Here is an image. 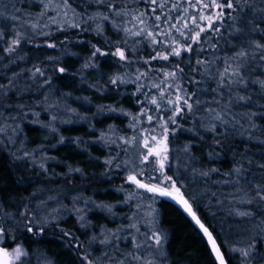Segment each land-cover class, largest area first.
I'll list each match as a JSON object with an SVG mask.
<instances>
[{
	"label": "rangeland",
	"instance_id": "374dc122",
	"mask_svg": "<svg viewBox=\"0 0 264 264\" xmlns=\"http://www.w3.org/2000/svg\"><path fill=\"white\" fill-rule=\"evenodd\" d=\"M112 1L108 0L106 5ZM159 2L167 3V6L160 9L155 5L147 4V14L150 16L147 19L151 23V16L154 18L159 14L162 15L161 22L164 21L163 16H167L171 23H174L183 17L184 9L189 8L197 17L219 11L213 8L212 12H209L211 7L201 11L199 7H189L186 0H159ZM201 2L209 3L205 0ZM173 3L180 5L179 13L182 15L173 14L175 11L172 10ZM97 4L98 0H0V10L4 12V16L0 17V30L4 32L0 46L11 43L19 26L33 27L42 19H46L45 16H50L49 10H52L53 18L65 22L70 28V33L63 38V41L55 43L52 37L43 36L38 45L27 48L19 59L0 71V82L9 79L17 72L37 73L36 69H40L45 79L46 71L49 84L55 86L53 92L50 90L48 92L51 94L50 97L55 99L66 97V102L74 112L83 117H92L84 123H78V126H68L55 131L45 128L34 129L14 120H10L8 124L0 122V130H2L0 131V163L3 160L6 163H3L2 171L10 170L15 177L14 184L12 182L7 186L5 194L0 192V230H2L0 247L9 254H13V250L17 247L22 248L26 253L19 259L10 255L12 264H114V261L109 260L108 257L124 260L125 264H147L148 261L153 262L152 264H192L193 259L186 249L188 247L185 248L184 254L180 255H174L169 248L171 240L181 231L182 222L186 218L184 214L176 206L169 203L167 205V200L161 195L147 191L143 193L142 188H138L129 180L128 184L131 187L139 189L136 199L121 189H98V196L101 197L96 199L94 189L57 196L53 193H45V188H37L36 192L26 188L32 185L45 186L48 180L58 181L74 174L82 175L102 168L107 162L119 159L129 166L128 175H136L142 183L168 188L174 193L179 189V194L189 201L201 218L226 214L253 215V211L256 215L264 214V200H261L257 194L261 187L257 184L243 186L244 180L249 176L264 181V149L251 155L246 152L245 143L215 150H209L211 144L208 143L196 141L181 143L176 133L187 129L189 125L187 112L182 116H176V124L167 125L169 129L166 141L167 153L149 156L148 160H144L147 153V149L144 148L145 140L151 144L152 135L159 139L162 133L159 125L172 113L163 104L155 111L151 110L155 106H148V115L152 116V122L149 123L147 117L142 121L147 129L154 132L149 136L144 135L143 138L132 128L130 119L138 113L137 109L141 105H148L146 93L131 91L120 84L114 85L110 82L108 74H102L101 78L106 79L101 82L102 85L89 89V75L94 72L88 71L89 74L85 72L90 63L98 59L105 60L111 64L109 66H112V69L118 71L121 63L117 55L111 54L116 52L114 50L146 49L149 45L142 37L135 41L125 40L116 29L96 21L92 11ZM153 7L156 8L155 12L152 11ZM227 11L225 9V16ZM12 15L17 16L18 19L12 20L10 18ZM199 23L202 27H207L206 21ZM217 24L215 23L213 27L216 28ZM160 25L162 27V24ZM201 34L211 37L207 41L200 38L201 47L196 48L190 56L192 62L190 65L194 67L195 78L205 77L203 73L206 66L197 69V59L206 61L205 65H207L210 62L208 53L219 51L216 50L218 46L216 37H219L220 29L219 33L207 31ZM68 37L70 39L65 43L64 39ZM170 40L172 41L173 38ZM50 44L55 47H49ZM208 44H211L213 50L210 51ZM94 48H99L109 55L93 57ZM201 48L203 51H200ZM63 53L70 56L60 59ZM79 66L83 67L81 74L85 75L87 80L79 79L78 83L76 79L72 84L74 92L68 94L67 91L71 92L72 87L69 89L64 87L62 74L57 75L58 68L55 67L71 69ZM213 69L222 71L217 67ZM209 77L214 81L218 80L214 72L209 74ZM153 91L150 90L149 93L158 95L156 88ZM73 111L72 113L76 115ZM98 113H101L100 117L95 115ZM263 119L264 117H260L255 121L253 132L255 138L261 141H264ZM121 135L128 138L127 144H129L122 154L118 150L120 145L117 138ZM172 144L181 146L185 144L200 154L205 161L202 173L209 179L208 188L189 191L186 188L189 181L172 174L168 157L169 147ZM164 155H167V159L164 160V167L161 168L159 162ZM251 156L255 158L252 159ZM236 169L240 170L239 174ZM51 200L57 202V205L47 203ZM259 206L263 207L259 208ZM29 228L32 231H28ZM153 233H159L164 237L159 249L154 246V241L151 239ZM25 234L32 236L34 244L28 245L24 242L22 236ZM104 236H108L111 243L101 244L100 240ZM113 236L116 238L113 239ZM93 237L96 239L94 240ZM216 238L228 264H264L263 234L255 232L247 234L243 231L231 234L223 232ZM137 244L140 247H135ZM166 247L167 253H165ZM244 251L249 252L247 257L242 254ZM208 252L213 262L209 264H217L210 250ZM130 254L139 256L140 260H131ZM198 256L203 260L204 257ZM201 264H206V261L204 263L202 261Z\"/></svg>",
	"mask_w": 264,
	"mask_h": 264
},
{
	"label": "trees",
	"instance_id": "16d2710c",
	"mask_svg": "<svg viewBox=\"0 0 264 264\" xmlns=\"http://www.w3.org/2000/svg\"><path fill=\"white\" fill-rule=\"evenodd\" d=\"M207 1L210 2V0H205V2ZM106 4L98 3L92 11L96 21H100L116 29L125 40L135 41L142 37L131 35L126 29H131L132 32H135L139 28L144 27V25L137 24L133 15L143 12L145 13L144 18H149L150 16L147 14V4H151L149 0H113L109 5ZM261 7H264V4H261L260 0H255L252 11H249L247 7H244L242 12L239 8L237 9V12L241 14V18L235 22L230 20L227 15L222 22H216V24L218 23L216 28L220 26L218 27L220 29L219 37H216L218 44L216 50L219 49V51L217 53H208V61L210 62L205 66L208 67L210 64L211 68L217 67L223 71L226 62H231L233 66L237 63H242L240 71L243 79L239 84H232L230 88L224 87L218 91H213V89L217 88V81H214L209 75L195 78L196 76H194L193 72L194 67L190 65L192 64L190 62V56L196 51V48L201 47V44H193L194 51L192 53H182L181 57L170 56L167 61L151 59L157 52L167 54L168 49L164 45L171 43L170 38L175 39L181 45L189 43L187 36L191 35V33L181 27V30L185 31V37H181L175 30H171V35L168 39H164L163 36L157 37L158 40H163L164 44L153 45L149 40L142 37L149 44L146 49H123L127 59L121 60L117 56L121 63V68L118 71L112 69V66H109L110 63L105 60L98 59L93 61V63L89 64V67H86L85 72L87 74H89L88 71L94 72L89 75L88 87L89 89H95L97 86L102 85L101 82L106 81V79L101 78L102 74L110 75V81L115 77L122 78L125 82H118L117 84L128 87L134 92L143 84L144 87L138 92L146 93L145 97L148 100V105H141L137 109L138 113L131 117L130 123L132 128L144 138V135L149 136L154 132L153 130L147 129V126L142 121L148 115V106H154L150 103L154 94L149 93V91L154 92L152 85L163 81L165 79L163 74L175 70L178 64L184 71L182 77L179 79L180 81L177 80V83L181 82L180 84L188 93L195 92L193 99L198 98L201 102L198 109L194 105L193 111L186 113L189 125L185 131H177L176 136L178 140L186 144L188 141L208 143L211 144L209 150H215L225 146L231 148L245 143L246 152L254 155L264 149V141L259 140L257 137L255 138L253 133L255 121L260 117H264V86L260 83L264 81V59L260 58L261 53L259 51H253V49L257 43L264 44V33L249 31V27L255 25L260 29H264V20L260 19V16L264 15V13L257 11ZM212 9H209V12H212ZM49 12L50 14L48 15L50 16H45L46 19H42L33 27L19 26L13 38L19 35L22 39H20L14 51H6L11 43H4L0 46V71L7 68L13 61L19 59L27 48L38 45L43 36L45 38L52 37L56 43L63 41V38L70 33V28L65 22L53 18L51 14L52 10H49ZM117 12L122 13V15H116ZM173 14H183V17L189 18L186 19L188 28H195V25L191 23L190 19V17L196 16L192 9L189 8L182 14L175 10ZM235 15L236 13L234 12L233 16ZM104 16H107L108 19H103ZM159 16L162 20V15L159 14ZM151 18L152 23L148 19L145 20V23L148 25V30H153V24H162L161 29L163 31H169L168 26L161 22V20L156 21L155 17L153 18L152 16ZM163 19H165L164 16ZM237 29L241 30L237 31ZM205 36L201 34L200 38L206 40V38L211 37ZM69 39L70 37L64 39V42L67 43ZM208 46L210 51L213 50L211 49V44H208ZM221 48L222 50L220 51ZM241 51H246L249 55L239 60L234 59L237 53ZM68 56L70 55L63 53L60 59L63 57L67 58ZM145 60H149L150 63L145 64ZM55 68H58L57 75L62 74L61 79L64 87L66 89L72 87L71 92L67 91L68 94L74 92L72 84L76 79L78 83L79 79L87 80L86 76L81 74L83 68L81 66L71 69L63 68V72L59 71L61 67ZM139 73H146V76L137 81L136 76ZM194 80L199 81V83H192ZM48 81L49 76L45 71V79L44 75H40L39 73L17 72L9 79L0 82V86H3V94L0 95V105H2L0 107V117H2L0 122L8 124L10 120H14V122L29 125L34 129L45 128L55 131L68 126H78L84 123V121L86 122L87 119L90 120L92 118L91 116L83 117L74 112L66 102V97L56 99L50 97L51 94L48 92L49 90L53 92L55 86L49 84L50 81ZM161 86L164 85L161 84ZM240 97H244V99H239ZM142 112H146L147 115H141ZM95 115L100 117L101 113ZM217 115L222 117L223 122L216 119ZM117 138L120 145L118 150L122 154L129 145L127 144L128 138L122 137V135ZM184 145L172 144L169 147L168 157L172 166V174L180 179L188 180L189 182L186 188L189 191L205 190L209 186L208 177L202 173V166L205 164V161L201 158L200 154L188 148L187 145ZM251 158L254 159L255 157L251 156ZM3 163L6 164L5 160L0 163V172L3 169ZM128 173L129 166L125 165L121 160L115 159L105 163L100 169L82 175L74 174L69 178L63 177L58 181L48 180L45 186L32 185L26 188L34 192L37 191V188H45V193H53L57 196L83 193L94 189L96 190V193H94L96 199L101 197L98 196V189H121V191H126L128 195L136 199L139 189L131 187L128 184ZM14 181L15 177L10 170L5 169L2 171L0 173V192L5 194L7 186L12 182L14 184ZM255 184L264 188V181L259 178L249 176L243 182L244 187ZM141 191L145 193L146 190L143 189ZM166 202L167 205L171 204L168 201ZM47 203L50 205L56 203L57 205V202L54 200ZM262 207L259 206V208ZM252 214L209 215L208 218H202V220L213 231L216 237L223 232L231 234L236 231L247 232V234L255 232L264 235V214L256 215L254 211ZM181 226V231L169 244L171 252L174 255L184 254L185 248L188 247L186 249L191 254L189 256L193 259L192 264H201L202 261L203 263L206 261V264L212 262L208 252V246L200 232L186 218L183 220ZM22 239L28 245H32L35 242L29 234L22 236ZM165 249V253H167V247ZM198 255H201L202 258L204 257L203 260H200L201 257ZM65 260L69 259L65 258Z\"/></svg>",
	"mask_w": 264,
	"mask_h": 264
},
{
	"label": "snow or ice",
	"instance_id": "6c2138e0",
	"mask_svg": "<svg viewBox=\"0 0 264 264\" xmlns=\"http://www.w3.org/2000/svg\"><path fill=\"white\" fill-rule=\"evenodd\" d=\"M108 0H98V3L105 4L107 3ZM149 2L152 5H155L156 7H159L160 9H164L167 6V3H160L159 0H149ZM188 3L189 7H199L201 11H203L206 8H214V9H219V11L213 12L212 14L209 15H202L199 17H190L191 23L195 25L194 29H189L188 24L186 22L185 17H181L176 21V23H171L169 18L165 16V19L163 21L164 24L168 26L169 31H163L161 29L160 24H153L152 28L153 30L150 31L148 30V25L145 23V13L140 12L138 14H134L133 18L139 25H144L143 28H139L137 31L132 32L131 29H126L127 32H129L131 35L134 36H142L145 39L149 40L153 45L155 44H164L163 40H158V36H163L164 39H168L169 36L171 35V30H175V32L179 33L181 37H185V31L181 30V27L184 29H187L188 32L191 33V35L187 36V39L190 41L187 44L181 45L179 44L178 41L173 39L171 43L164 45L167 49L168 52L167 54H164L163 52H157L155 56H152L151 59H161V60H169L170 56L174 57H181L182 53H192L194 51L192 45L193 44H199L201 43L200 41V36L201 33L207 32V31H212L214 33H219V28H214L213 25L216 22H222L225 17V9H227V16L229 17L230 20L235 22L236 20L241 18L240 12H237V9L239 8L241 12L243 11L244 7H247L249 11H252L255 5V0H210L208 4H204L201 2V0H186ZM261 4H264V0H260ZM172 10L179 11L180 10V5L178 3H173L172 4ZM152 11L155 12L156 8L153 7ZM184 11H187V9H184ZM260 13H264V7H261L257 9ZM236 13L235 16H233V13ZM116 15H122V13L117 12ZM4 16V12L0 10V17ZM12 20H17L18 17L15 15H12L10 17ZM103 19L107 20L108 17L104 16ZM261 20H264V15L260 16ZM156 21H160L161 17L159 15L155 16ZM199 21H206L207 22V27H202L199 23ZM241 29H237V31H240ZM249 31H258L264 33V29H260L255 25H251L249 27ZM4 37V32L3 30H0V40H2ZM20 39H22L21 36L16 35L12 41L8 49L6 51L12 52L15 50V47L19 44ZM209 38H206V40ZM49 47H55V45H48ZM155 51V49H154ZM200 51H203L201 48ZM253 51H259L261 53V59H264V44H255V48ZM112 55H117L121 60H126V54L125 51L117 48L115 53H111ZM93 57L96 55H101V56H106L109 55L107 52H102L99 48H94L93 51ZM249 55L248 52L246 51H241L238 52L236 57L234 59L239 60L242 57H246ZM145 64H149V60L144 61ZM206 61L197 59L196 65L197 69L201 68L202 66H205ZM242 63H237L235 66L231 62H226L225 67L223 71H219L218 69H213L211 68L210 64L208 67L204 68V75H209L211 73H215V76L218 77L217 80V88L213 89V91H218L221 88L224 87H229L232 84H239L243 77L241 76V69ZM60 72H63L64 69L60 68ZM183 69L179 67L177 64L175 67V70L171 72H165L163 75L165 79L161 81L160 83L152 85V87L157 89L158 95L152 96L150 103L155 106L154 109H151L152 111L160 109L161 105L163 104L166 108H169L171 111V115L165 120L163 123L159 125V127L162 129L161 137L158 139L157 136L152 135L151 136V144L148 140H145L144 142V148L147 149V153L144 156V160H148L149 156H160L161 154H166L168 151L167 148V136L169 129L167 125L169 123L171 124H176V116H182L184 112H192L194 105L198 109L200 105V100L193 99L195 96V92L193 93H188L186 89L180 84L177 83V80H179L182 75H183ZM36 72L39 73L40 75H43V73L40 71V69H36ZM179 74V75H178ZM146 76V73H139V75L136 76V80L139 81L141 80L142 77ZM171 81V82H169ZM112 84H117L119 83H124L125 81L120 78V77H115L110 81ZM227 82V83H225ZM192 83H199V81H192ZM262 86H264V81L260 82ZM161 84L164 85V87H161ZM144 87L143 84L139 86L137 91H140ZM171 90V91H170ZM3 94V86H0V95ZM239 99H244V97H240ZM2 107V105H0ZM141 115H147L146 112H142ZM2 119V117H0ZM217 120H222V117L220 115L216 116ZM147 120L149 123L152 122V116L147 115ZM2 131V130H0ZM167 159V155H164L163 159L159 162L160 167H164V160ZM238 174L240 172L239 169L235 170ZM128 180L134 183L138 188L145 189L147 192L151 193H159L161 196H171L173 199H177L178 202L183 204L185 211L188 212V214L192 217V219L200 226V228L204 231L206 235L209 236V240L213 245V250L217 253V259L219 260V264H225V261L223 259V256L220 254L219 249L216 247L215 241L212 240L211 235L208 233V229L201 224L200 220L196 217L195 213L192 211L191 206L189 205L188 201L184 199L182 195H179V189L176 190L177 195H173L172 191L169 190L168 188H162L159 187L158 185L155 184H146L142 183L141 180L137 179L136 175H130L128 177ZM264 192V188H260L258 190V196L261 200H264V194H261ZM83 219V217H81ZM132 227H135V225H132ZM2 231V230H0ZM28 231H32L31 228L28 229ZM115 239L116 237H112ZM95 240L96 237H93ZM151 239L154 241V246L159 249V247L162 245L164 241V237L161 236L159 233H153ZM101 244L107 245L111 243V240L109 239L108 236H104L103 239L100 240ZM135 247H140V245H135ZM26 253L23 251L22 248L17 247L13 250V254H9L7 250L0 249V257L3 258V264H12V260L9 258L10 255H14L15 259H19L21 256L25 255ZM245 257L249 255L248 251H244L242 253ZM107 255V253H105ZM86 259V258H85ZM109 260H113L114 264H125L124 260H115L114 257H108ZM130 259L139 261L140 257L139 256H131L130 254ZM147 264H152L151 261H148Z\"/></svg>",
	"mask_w": 264,
	"mask_h": 264
},
{
	"label": "water",
	"instance_id": "95a60500",
	"mask_svg": "<svg viewBox=\"0 0 264 264\" xmlns=\"http://www.w3.org/2000/svg\"><path fill=\"white\" fill-rule=\"evenodd\" d=\"M172 193H173L174 196L177 195V193H174V192H172ZM157 194H159V193H157ZM159 195H160V194H159ZM179 195H180V194H179ZM162 197H163L165 200H167L168 202H170L172 205L176 206V207H177V208H178V209L184 214V216L186 217V219H187V220L193 225V227H194L198 232H200V234H201V235L203 236V238L205 239V242H206V244H207V246H208V248H209L211 254L213 255V257H214L216 263L219 264V260L217 259V253L213 250V245H212V243H211L210 240H209V236L206 235V234L204 233V231L200 228V226H199L198 224H196V222L192 219V217L188 214V212L185 211V208H184L183 204H181L180 202H178L177 199H173L171 196H167V197H166V196H162ZM184 199L187 200L185 197H184ZM187 201H188V200H187ZM188 203H189V201H188ZM189 205L191 206V209H192V211L195 213L196 217L200 220L201 224H203V225L208 229V233L211 235L212 240L215 241L216 247L219 249L220 254L223 256V259H224V261H225V264H228V261H227V259H226L225 253H224V251L222 250L221 245H220V243L218 242V240H217L215 234H214L213 231L208 227V225L205 224V222L202 220V218H201L200 216L197 215V213L195 212L193 206H192L190 203H189ZM0 249H3V248L0 247ZM0 264H3V258H2V257H0Z\"/></svg>",
	"mask_w": 264,
	"mask_h": 264
}]
</instances>
